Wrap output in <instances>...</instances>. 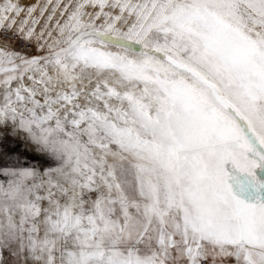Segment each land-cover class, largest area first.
Segmentation results:
<instances>
[{"label": "snow or ice", "instance_id": "6c2138e0", "mask_svg": "<svg viewBox=\"0 0 264 264\" xmlns=\"http://www.w3.org/2000/svg\"><path fill=\"white\" fill-rule=\"evenodd\" d=\"M0 264H264V0H0Z\"/></svg>", "mask_w": 264, "mask_h": 264}]
</instances>
